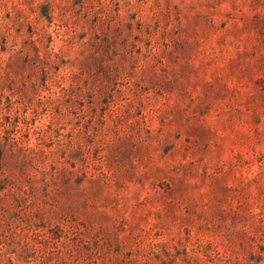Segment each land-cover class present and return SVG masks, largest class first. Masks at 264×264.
I'll list each match as a JSON object with an SVG mask.
<instances>
[{
	"label": "rangeland",
	"instance_id": "1",
	"mask_svg": "<svg viewBox=\"0 0 264 264\" xmlns=\"http://www.w3.org/2000/svg\"><path fill=\"white\" fill-rule=\"evenodd\" d=\"M0 264H264V0H0Z\"/></svg>",
	"mask_w": 264,
	"mask_h": 264
},
{
	"label": "trees",
	"instance_id": "2",
	"mask_svg": "<svg viewBox=\"0 0 264 264\" xmlns=\"http://www.w3.org/2000/svg\"><path fill=\"white\" fill-rule=\"evenodd\" d=\"M0 155H2V151L0 150Z\"/></svg>",
	"mask_w": 264,
	"mask_h": 264
}]
</instances>
